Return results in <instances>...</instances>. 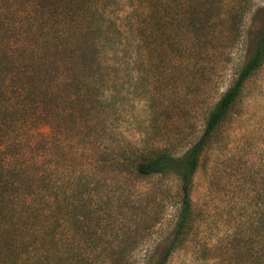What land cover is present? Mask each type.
<instances>
[{
    "label": "trees",
    "instance_id": "obj_1",
    "mask_svg": "<svg viewBox=\"0 0 264 264\" xmlns=\"http://www.w3.org/2000/svg\"><path fill=\"white\" fill-rule=\"evenodd\" d=\"M250 2L0 0V264H94L108 252L97 245L104 235L128 226L110 215L128 201L141 210L155 201L132 192L133 183L157 177L178 181L176 199L159 191L177 214L161 253L145 264H168L186 246L198 221L191 195L201 158L264 67V24L232 82L207 104L201 131L166 142L154 135L171 108L185 110L206 69L219 58L225 68ZM127 129L141 139L126 140ZM244 180L256 209L212 250L227 264H264V181L252 188L251 176ZM160 219L146 221L141 237ZM200 253L214 259L210 248Z\"/></svg>",
    "mask_w": 264,
    "mask_h": 264
},
{
    "label": "rangeland",
    "instance_id": "obj_2",
    "mask_svg": "<svg viewBox=\"0 0 264 264\" xmlns=\"http://www.w3.org/2000/svg\"><path fill=\"white\" fill-rule=\"evenodd\" d=\"M250 5L251 9L243 19L242 36L238 45L228 50L231 57L224 63L225 68L222 69V58H219L215 69L203 72V77L198 81L201 88L190 95L185 104L186 111L168 108L171 110V120L167 123L163 117L159 118L160 130L154 135L156 139L175 141L184 135L188 138L194 131H201L207 104L223 93L232 82L235 68L244 61L246 50L264 24V0H251ZM221 39H225V33L221 34ZM146 112L145 105L136 103L135 114L142 126L143 120L148 118ZM130 116L128 113L125 118L130 120ZM173 117L176 122H173ZM123 126L126 128L127 124L124 123ZM175 127L179 131L178 135ZM123 133L127 136L126 140L139 141L142 137L130 129ZM219 133L217 141L203 154L194 178L191 198L198 221L192 237L184 248L170 257L168 264H227L223 254L220 251L214 252L212 248L225 243L226 236L234 232V228L243 220L246 215L243 213L250 214L256 209L251 205L255 192H250L249 183L246 184L244 178L251 176L255 185L252 188L261 187L264 181V67L246 83L242 100L235 106ZM178 186V181L173 176L133 183L132 192L140 193V197L154 196L155 201L151 198L142 204H147V210L143 206L142 210L131 207V202L128 201L121 205V214L110 215L112 219L128 226L124 228L118 225L112 232L104 235V241L97 245L108 252L93 257L94 264L122 261L145 264L148 260L155 259L161 253L162 244L170 233L177 214V208L172 206L173 201L167 195L171 192L170 198L176 199ZM160 190L168 192L161 195ZM160 203L165 206L163 211L159 207ZM156 215H161L160 222L153 230H146L145 236L141 237L143 224ZM134 224L140 227H135ZM134 246L137 250L128 253ZM203 247L211 249L214 259H201ZM99 248L96 250H100Z\"/></svg>",
    "mask_w": 264,
    "mask_h": 264
}]
</instances>
